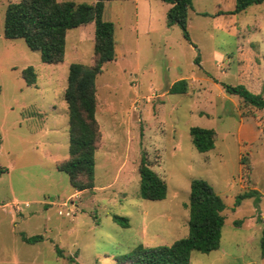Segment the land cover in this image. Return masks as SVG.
<instances>
[{"label": "rangeland", "instance_id": "obj_1", "mask_svg": "<svg viewBox=\"0 0 264 264\" xmlns=\"http://www.w3.org/2000/svg\"><path fill=\"white\" fill-rule=\"evenodd\" d=\"M19 1L0 0V264H115L140 244L170 246L187 236L193 179L222 198L225 220L219 249L193 252L190 264H264V111L223 87L264 100V3L228 14L235 0H192L190 42L165 25L170 5L161 0L105 3L115 59L95 79L94 188L76 193L57 168L69 157L64 92L70 64H93V40L78 44L72 30L64 61L42 63L23 39L4 37L6 7ZM28 67L32 86L21 75ZM182 79L187 93L169 94ZM192 127L214 131L211 151H196ZM141 154L164 180V200L140 198Z\"/></svg>", "mask_w": 264, "mask_h": 264}, {"label": "trees", "instance_id": "obj_2", "mask_svg": "<svg viewBox=\"0 0 264 264\" xmlns=\"http://www.w3.org/2000/svg\"><path fill=\"white\" fill-rule=\"evenodd\" d=\"M109 1L131 0H94L93 4L74 3L57 0H20L6 7L3 34L6 39H23L31 51L40 53L45 64L57 65L64 61L65 42L68 31L88 24H94L93 64L91 66L72 63L68 67L67 87L64 101L68 112V159L59 162L57 168L68 176L76 192L94 188V155L100 140V130L95 118L96 88L95 79L101 74L104 64L115 59L114 25L103 19L105 3ZM169 4L165 25H177L183 38L190 42L188 33V12L192 0H161ZM264 0H235V8L228 14H238L251 5H260ZM27 86L35 84L32 67L21 73ZM229 95L238 96L243 103L264 111V100L243 86L224 85ZM187 81L182 79L172 84L168 93L186 94ZM191 141L199 153H207L214 148V131L200 127L189 129ZM4 170H0L3 173ZM137 173L140 178L139 196L149 201L164 200L167 186L154 172L148 158L141 154ZM187 236L173 242L170 246H135L128 253L118 257L115 264H190L193 252L208 254L219 249L221 229L225 217L224 202L213 188L204 180L190 182ZM113 221L128 227V220L113 216ZM41 237L30 238L21 235L23 242L33 244ZM261 255L264 256V229L260 237ZM56 254L61 251L56 247Z\"/></svg>", "mask_w": 264, "mask_h": 264}, {"label": "crops", "instance_id": "obj_3", "mask_svg": "<svg viewBox=\"0 0 264 264\" xmlns=\"http://www.w3.org/2000/svg\"><path fill=\"white\" fill-rule=\"evenodd\" d=\"M131 1H133V3H135V6H137V3H138L139 0H131ZM105 7H106V4H105ZM105 7H104V9H105ZM73 30L77 31V38H76V40H77V43L78 44H81L82 41L86 38L87 35H89L90 36V39L93 40V37H94V24L93 23L88 24L86 26L78 27V28L73 29ZM70 31H72V30H70ZM70 31L67 32L66 39H67ZM65 46H66V42H65ZM74 50H77V48L74 47ZM187 84H188V82H187ZM171 86H172V84L169 86V89H170Z\"/></svg>", "mask_w": 264, "mask_h": 264}]
</instances>
